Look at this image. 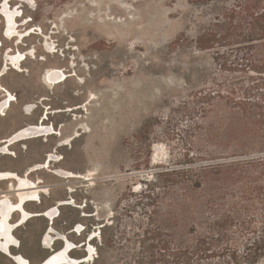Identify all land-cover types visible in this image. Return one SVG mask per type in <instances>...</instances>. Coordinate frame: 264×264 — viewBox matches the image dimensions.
Here are the masks:
<instances>
[{"label":"rangeland","instance_id":"rangeland-1","mask_svg":"<svg viewBox=\"0 0 264 264\" xmlns=\"http://www.w3.org/2000/svg\"><path fill=\"white\" fill-rule=\"evenodd\" d=\"M232 3L0 0V13L18 16L17 34L26 36L21 43L6 39L0 15V85L14 99L0 116V140L37 124L48 109L46 125L62 134L12 146L15 156L0 155V172L41 181V202L26 209L38 213L58 208L54 230L75 245L87 244L70 252L72 258L91 250L93 259L83 264H136L141 252L134 236L137 227L149 229L154 219L163 223L167 196L181 193L177 187L164 188L165 178L203 177L201 166L230 161L225 116L213 102H201L216 90L215 79L227 82L228 75L214 62L216 50L200 51L197 40L215 31L217 19H223ZM20 54L27 57L20 66L12 61L8 65L10 55ZM53 70L64 72L67 80H45ZM6 95L0 90V103ZM50 154L61 161L28 175ZM238 155L243 159L264 153L245 149ZM55 170L74 177H59ZM242 170L230 177H248L238 185L248 198L255 197L253 228L260 232L264 207L258 198L264 174L257 167ZM11 184L0 183V198L7 195L15 203ZM154 195L161 196L157 206L149 199ZM61 202L68 204L58 206ZM49 222L34 217L20 227L15 236L21 248L13 254L40 264L60 250L62 241H54L52 248L43 244ZM138 261L149 264V256L140 253ZM258 261L264 264V257ZM0 264L15 263L0 254Z\"/></svg>","mask_w":264,"mask_h":264},{"label":"trees","instance_id":"trees-1","mask_svg":"<svg viewBox=\"0 0 264 264\" xmlns=\"http://www.w3.org/2000/svg\"><path fill=\"white\" fill-rule=\"evenodd\" d=\"M217 22L215 31L200 35L197 47L216 50L214 62L227 82L215 79L216 90L201 102L211 101L223 112L232 156L228 163L201 166L203 177L165 178L164 188L181 193L167 196L163 223L154 219L152 227L139 225L134 233L149 264H258L264 257V226L260 232L253 228L255 197L238 185L248 177H230L250 167L264 174V156L238 155L245 149L264 153V0H234ZM160 198L149 197L154 206ZM258 199L264 207V188ZM140 253L136 264H142Z\"/></svg>","mask_w":264,"mask_h":264},{"label":"bare ground","instance_id":"bare-ground-1","mask_svg":"<svg viewBox=\"0 0 264 264\" xmlns=\"http://www.w3.org/2000/svg\"><path fill=\"white\" fill-rule=\"evenodd\" d=\"M6 5V4H5ZM2 9V6H0ZM10 11H12L10 9ZM0 15L4 18L6 30H5V37L8 40H13L18 38L19 43L23 41L26 36H20L18 29V22L17 17L14 18L13 14L0 13ZM22 40V41H21ZM1 48V43H0ZM27 59L26 55L20 54L18 57L15 55H10V59L7 58L8 65H11L9 61L13 62L15 65L20 66L25 60ZM12 66V65H11ZM50 74V73H49ZM47 76V75H45ZM46 78V77H45ZM61 82L67 80V76L63 73H60L59 70H53V73L50 74L45 80ZM55 82V83H56ZM52 83V82H50ZM0 90L6 92V100L0 103V116H5V112L9 110L12 106L13 96L11 93L6 91L4 87L0 85ZM55 113V112H53ZM57 113V112H56ZM51 115V111L48 109L46 112L43 113L41 117V121L37 124H30L27 125L19 130H17L14 134L8 137L5 140H0V155L2 156H15L14 153L11 151V147L15 146L19 143L30 141V140H38L41 138H50L53 136H61V132L57 131L54 126H47L46 121H49V116ZM10 141V144L6 146L7 142ZM61 159H59L54 154H50L47 156V159L44 161L43 164L32 166L28 172L30 173L39 172L45 169H49L52 163H59ZM55 175L59 177H74L69 172H64L63 170H55L53 172ZM11 181V188L16 192L17 201L14 203L11 201L10 197L4 195L0 198V254L10 258L15 264H30V262L24 258L20 254H13V250L20 249L21 243L15 236V232L20 228L26 225L32 218L40 217L39 214L31 213L26 209L28 204L32 203H39L41 202V193H45V190L41 188L39 182H33L29 179V176H20L15 172L10 171H3L0 172V183ZM67 202H61L57 204L58 206L66 205ZM70 205V204H69ZM59 210L56 207L51 209L45 210L42 217H45L48 221L54 222L55 219L58 217ZM19 216L17 222L13 223L14 217ZM50 223V222H49ZM48 223V225H49ZM54 230L49 229L46 232V236L43 238V244L46 248L50 245H53L52 239H54L55 234ZM74 233H77L74 230ZM51 235H54L53 237ZM64 236V235H62ZM52 238V239H51ZM50 239V240H48ZM58 240L64 241L63 238H59ZM67 246H71L72 243L70 241H66ZM91 247V245H89ZM95 249V248H94ZM93 249V251H94ZM74 250L72 247L70 250H66L62 248L57 250L49 257H47L41 264H83L84 262H90L93 259V254L91 250L88 251V258L83 260L84 262L78 261V259L72 258L69 254ZM78 261V262H77Z\"/></svg>","mask_w":264,"mask_h":264},{"label":"water","instance_id":"water-1","mask_svg":"<svg viewBox=\"0 0 264 264\" xmlns=\"http://www.w3.org/2000/svg\"><path fill=\"white\" fill-rule=\"evenodd\" d=\"M41 121V120H40ZM7 144H6V146H8L9 144H10V141H8L7 140ZM58 209V208H57ZM36 214H39V216L40 217H42V215L44 214V212H38V213H36ZM52 225H53V223L50 221V223H49V225H48V228H47V231L49 230V229H52V230H54V228L52 227ZM54 234H55V237H54V239H52V241L54 242V241H57L59 238H63L64 239V241H62V250L63 249H66V250H70L72 247H74V250H76V249H78V248H82V247H84V246H87V244L86 243H84V244H80V245H75V244H73L72 243V245L71 246H67V243H66V241H69L68 240V238L64 235V236H62V234H60V233H58L57 231H55L54 230ZM60 241V240H59ZM88 258V251L86 250V255L84 256V257H82V258H79L78 259V261H81V262H84L83 260H86ZM77 261V262H78Z\"/></svg>","mask_w":264,"mask_h":264},{"label":"flooded vegetation","instance_id":"flooded-vegetation-1","mask_svg":"<svg viewBox=\"0 0 264 264\" xmlns=\"http://www.w3.org/2000/svg\"><path fill=\"white\" fill-rule=\"evenodd\" d=\"M45 248V247H44ZM41 264V263H40Z\"/></svg>","mask_w":264,"mask_h":264}]
</instances>
